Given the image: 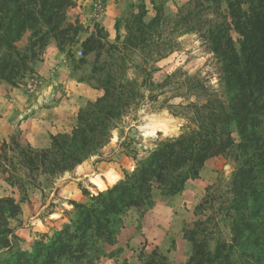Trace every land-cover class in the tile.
<instances>
[{
    "label": "rangeland",
    "instance_id": "374dc122",
    "mask_svg": "<svg viewBox=\"0 0 264 264\" xmlns=\"http://www.w3.org/2000/svg\"><path fill=\"white\" fill-rule=\"evenodd\" d=\"M226 14L227 0L203 6L198 0H79L68 10L70 20L83 27L82 39L98 32L113 48L112 58L104 50L81 60L80 43L70 51L50 40L32 64L34 72L17 85L0 77V196H11L20 206L9 217L16 249L31 251L37 240L68 223L74 217L71 201L89 203L90 195L102 190L93 178L117 174L108 187L122 179L134 168L131 149L142 154L159 132L179 135L191 123L195 103H226L221 64L209 37L217 23L228 24ZM230 33L239 48V35ZM30 36L27 32L18 42L21 51L30 53ZM107 74L134 81L135 91L144 95L111 130L110 141L72 170L51 174L31 163L53 136L72 131L79 112L103 94ZM228 133L239 138L234 124ZM234 165L228 155L213 156L180 193L167 196L155 189L152 206L121 213L110 242L94 233L84 257L64 264H187L193 236L210 252L229 243ZM9 256L0 239V260ZM233 257L234 264H247L238 252Z\"/></svg>",
    "mask_w": 264,
    "mask_h": 264
},
{
    "label": "trees",
    "instance_id": "16d2710c",
    "mask_svg": "<svg viewBox=\"0 0 264 264\" xmlns=\"http://www.w3.org/2000/svg\"><path fill=\"white\" fill-rule=\"evenodd\" d=\"M78 1L0 0V77L17 85L19 78L34 72L32 64L50 40L70 51L80 43L81 60L90 52L99 56L104 50L112 58L113 48L106 47L98 32L82 39L83 27L70 20L68 10ZM218 1L198 0V4ZM226 17L228 24L217 23L209 31L211 50L221 64L226 103L215 107L209 101L195 103L191 123L179 135L162 137L159 132L153 147L142 154L131 149L134 168L126 169L123 178L107 189L90 193L89 203L71 201L74 217L37 240L31 251L16 249L11 239L16 235L9 217L20 212L19 204L11 196H0V239L10 252L0 264H64L68 258L80 259L94 233L112 240L126 209L152 206L155 189L167 196L180 193L189 179L199 177L209 158L222 154L235 163L229 206L231 240L210 252L207 243L193 236L194 252L187 264H234L233 252L247 264H264V0H227ZM231 29L239 35V48ZM27 32H31L30 53L18 46ZM106 68L95 66L94 72ZM98 82H104L103 94L79 112L71 132L53 136L50 147L36 152L31 163H41L51 174L72 170L110 141L111 130L144 97L127 78L107 74ZM233 124L238 139L228 133Z\"/></svg>",
    "mask_w": 264,
    "mask_h": 264
},
{
    "label": "bare ground",
    "instance_id": "6f19581e",
    "mask_svg": "<svg viewBox=\"0 0 264 264\" xmlns=\"http://www.w3.org/2000/svg\"><path fill=\"white\" fill-rule=\"evenodd\" d=\"M158 125H156L155 127H153V130L157 127ZM118 179V175L115 173H110L107 180H102L100 178H93V182L98 186L99 189H105L106 187H108L109 183H114L116 182V180Z\"/></svg>",
    "mask_w": 264,
    "mask_h": 264
}]
</instances>
